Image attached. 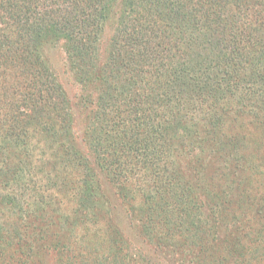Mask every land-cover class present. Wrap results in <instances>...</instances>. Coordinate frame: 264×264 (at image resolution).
Here are the masks:
<instances>
[{"label": "trees", "instance_id": "1", "mask_svg": "<svg viewBox=\"0 0 264 264\" xmlns=\"http://www.w3.org/2000/svg\"><path fill=\"white\" fill-rule=\"evenodd\" d=\"M46 257L264 264V0H0V264Z\"/></svg>", "mask_w": 264, "mask_h": 264}, {"label": "rangeland", "instance_id": "2", "mask_svg": "<svg viewBox=\"0 0 264 264\" xmlns=\"http://www.w3.org/2000/svg\"><path fill=\"white\" fill-rule=\"evenodd\" d=\"M106 34H108V29ZM44 54L52 72L57 78V81L61 84L62 89L64 90L67 97L70 99L75 116L74 133L77 135V137H80L81 131L83 129L82 127L84 124V120L82 117L83 115L78 112V106L76 105L78 101L77 98L79 93V87L77 82L73 79L72 73L68 68L66 57L61 47V43L49 44L47 49H45ZM97 177L100 182L101 190L105 195V198L109 201V208L112 211L114 220L116 221L118 215L120 214L121 217L118 218L120 219V227L122 228V230H125H123L124 232L129 233V228H127L126 221L122 218L123 211L121 209L119 199L116 197V194L114 192V187L106 181L105 176L100 172H98ZM107 216L110 218L109 213L107 214ZM109 223H106L105 225H108ZM51 259L52 258L50 257H46L44 261L45 264H50Z\"/></svg>", "mask_w": 264, "mask_h": 264}]
</instances>
